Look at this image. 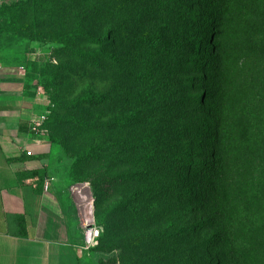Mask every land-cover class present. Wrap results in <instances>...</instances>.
<instances>
[{
  "label": "trees",
  "instance_id": "1",
  "mask_svg": "<svg viewBox=\"0 0 264 264\" xmlns=\"http://www.w3.org/2000/svg\"><path fill=\"white\" fill-rule=\"evenodd\" d=\"M47 1H51L52 6H49L47 14L45 11L48 25L43 26L42 37L44 41L63 46V51L82 71L83 77L79 78L138 72L148 86H152L158 79L166 78L165 85L170 87L164 89L166 100L156 110L161 112L150 113L134 108L126 94V109L118 114L107 117L104 112L91 122L79 119L75 121L83 129L110 127L124 132L139 129V134H142L140 142L130 144L125 151L126 155L118 161V166L126 169L123 174L114 175L108 186L106 183H92L95 187L94 219L103 223L105 218L98 210L107 203L111 192L121 187H142L148 184L143 191L154 202L155 226L148 235L134 234L126 242L118 244L110 243L109 230L106 228L104 244L110 249L127 253L130 258L127 264H163L166 261L174 264H200L207 252L205 250L209 248L217 249L226 258L224 260L221 257L219 264H225L227 258L232 259L235 264H245L246 255L239 249V238L233 231L232 211L226 203L224 186L225 159L230 151L227 135L223 132L225 114L221 113L226 96L223 90L224 79L222 76L218 97L214 102L218 112H212L206 106V95L202 96L203 89H199L197 98L189 92L190 83H200L206 79L204 66L209 60L203 54H197L192 44L198 39L202 26L225 15L232 2L240 10L249 7L253 20H256L263 12V0H242L239 4V0ZM143 2L145 5L149 3L147 17L139 19L138 13ZM54 18L56 19L53 20ZM131 20L143 23V31L133 38L127 34ZM51 21H57L52 23L55 26H51ZM257 37L260 38L258 43L247 50L251 54L255 71L261 74L259 55L264 50V38L261 33H257ZM119 43L123 46L121 51L117 49ZM78 75L79 72L75 74L76 77ZM121 99L122 95L114 90L100 92L87 88L67 104L72 108L85 105L105 109ZM214 117L215 127L210 129L209 123ZM152 119L162 124L159 129L162 135L155 142L152 137H147L151 129L147 122ZM197 132H201L203 136L199 137ZM194 145L203 148L195 156L191 153ZM99 152L106 153V149L95 145L80 160L91 158L95 161ZM30 156L24 153L10 161L47 158L44 154ZM259 171L260 169L256 172ZM256 172L255 182L264 185V172ZM49 178L47 168L17 173L19 186L30 187L37 196L43 194L44 184ZM196 194L202 199L193 205ZM133 204L132 199L124 201V208L135 210ZM15 219L18 230L12 234L26 238L25 216L18 214ZM211 229L215 233L210 241L198 243V233ZM150 241H155L156 243H152L158 248L145 254L143 244ZM184 241L189 242L191 248L182 249Z\"/></svg>",
  "mask_w": 264,
  "mask_h": 264
},
{
  "label": "rangeland",
  "instance_id": "2",
  "mask_svg": "<svg viewBox=\"0 0 264 264\" xmlns=\"http://www.w3.org/2000/svg\"><path fill=\"white\" fill-rule=\"evenodd\" d=\"M241 2L239 0L237 3ZM143 4L138 13L139 19L147 17L149 3ZM49 6H52V2L47 0H3L0 3V69L6 76L20 79L22 94L28 100V116L34 117L31 120L42 114L46 115L37 135L43 136L45 144L54 149L52 171L63 183L70 186V192L73 187L81 188L87 198L91 196L93 215H96L95 187L92 183H106L108 186L114 175L123 174L126 169L118 166V161L126 155L125 151L130 144L140 142L142 134H139V129L126 132L110 127L83 129L75 121L79 119L91 122L104 112L107 117L116 115L126 109L124 98L127 95L134 108L157 113L159 110H156L161 108L167 97L164 89L170 87L165 85L166 78L158 79L152 86H148L138 72L130 75L111 73L79 78L83 77L82 71L63 51V46L44 41L42 37V28L48 25L45 11L47 14ZM238 7L232 2L225 15L202 26L203 29L192 48L197 54H203L209 59L204 66L206 79L200 83H190L189 92L197 98L199 89H203L202 96L206 95V106L212 112H218L214 102L218 97L223 76L226 96L221 113L225 114L223 132L227 135V144L230 147L225 159L226 203L232 211L233 231L239 238V249L246 255L245 264H264V185L254 180L258 169L259 172H264V50L259 55L262 63L261 74L255 71L251 54L247 50L258 43L260 38L257 33H261L264 38V8L260 17L253 20L249 7L244 10ZM50 15L58 16L54 13ZM136 21H129L127 27V34L132 38L143 31V23ZM49 23L55 26L52 23L57 21ZM122 47L121 43L117 44L119 51ZM18 71L20 74H17ZM77 72L79 75L76 77ZM87 88L100 92L114 90L122 95V99L105 109L85 105L72 108L67 104ZM155 119L147 122L151 127L147 137H152L153 142L158 141L162 135L159 131L162 124ZM214 119L215 117L209 123L210 129L215 127ZM197 133L199 137L203 136L201 132ZM95 145L103 146L106 153L96 154L95 161L91 158L81 161L84 153ZM202 150V146L194 145L191 153L195 156ZM147 186L148 184L142 187H121L109 194L107 203L98 210L105 218L103 223L94 219L100 237L94 247L82 249L83 264L129 262L127 253L110 249L104 244L105 229L109 230L111 244L126 242L134 234L148 235L155 226L156 213L153 211L152 198L143 191ZM131 199L136 207L132 211L124 208V201ZM201 199L196 194L193 205L198 204ZM214 233L213 229L198 233V243L210 241ZM152 242L155 241L143 244L145 254L158 248ZM190 246L189 242L184 241L182 249L191 248ZM205 251L207 252L200 264H219L221 257L226 259L217 249L209 248ZM163 264L174 263L166 261ZM225 264L235 263L227 258Z\"/></svg>",
  "mask_w": 264,
  "mask_h": 264
},
{
  "label": "crops",
  "instance_id": "3",
  "mask_svg": "<svg viewBox=\"0 0 264 264\" xmlns=\"http://www.w3.org/2000/svg\"><path fill=\"white\" fill-rule=\"evenodd\" d=\"M5 74L0 69V264H83L80 247L84 228L94 224L93 202L83 189L70 192V186L54 175V149L30 130L34 117L28 116L20 79ZM26 151L30 157L47 158L10 161ZM41 168L50 173L42 195L19 186L17 173ZM18 214L25 216L26 238L12 234L18 230Z\"/></svg>",
  "mask_w": 264,
  "mask_h": 264
},
{
  "label": "built area",
  "instance_id": "4",
  "mask_svg": "<svg viewBox=\"0 0 264 264\" xmlns=\"http://www.w3.org/2000/svg\"><path fill=\"white\" fill-rule=\"evenodd\" d=\"M45 118H46V115L42 114L39 116V118L37 117V119L30 120L29 122L30 130L35 133L39 132L41 130L39 127H41V125L43 124L42 122ZM26 155L30 156L31 152L26 151ZM46 184L47 183H45V185ZM75 189L76 188L73 187L72 190H75ZM90 202L91 204L93 202L91 196H90ZM99 237H100L99 229H97V227L94 224L88 225L84 231L83 245L80 248L89 249V248L94 247Z\"/></svg>",
  "mask_w": 264,
  "mask_h": 264
}]
</instances>
